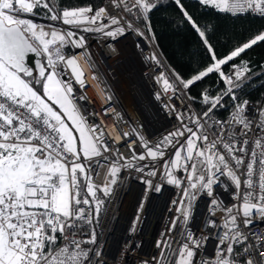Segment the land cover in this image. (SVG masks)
I'll use <instances>...</instances> for the list:
<instances>
[{
  "label": "snow or ice",
  "instance_id": "1",
  "mask_svg": "<svg viewBox=\"0 0 264 264\" xmlns=\"http://www.w3.org/2000/svg\"><path fill=\"white\" fill-rule=\"evenodd\" d=\"M175 3L202 38L212 59L210 66L187 81L177 79L184 89H188L195 82L217 73L228 86L211 99L207 93L204 94V103L210 105L203 113L207 117L217 107L224 106L222 102L225 96L237 100L234 93L241 86L237 81H241L248 71L247 65L245 63L243 70L236 71L234 77L225 73L222 67L258 42H264V32L255 35L226 57L217 58L205 32L184 9L181 0H175ZM200 3L233 14L251 10L264 16V0H200ZM120 5L128 13L136 9L144 20H148L149 13L157 6L154 0H134L131 6L126 0H112L113 7ZM37 8L45 10V15L51 21H62L64 25L82 31L103 32L113 38L125 32L124 27L106 30L110 25H119L120 20L116 16H109L105 7H98L95 11L91 6L58 11L53 0H0V264H90L91 250L82 245L94 244L95 232L87 241L77 240L75 236L81 226L79 222H92L82 206L90 204L87 196L96 199V214L100 212L103 201L96 197L91 177L79 160L81 153L83 158L91 159L109 149L104 142L103 130L97 125H88L70 99L72 80H63L62 72L58 70L62 64L66 65L71 69L76 83H85L77 59L65 57L62 53L67 44L84 48V37L73 39L75 32H61L53 27L46 31L45 26L31 19L20 18L21 14H36ZM102 17L109 19L110 25L101 23L91 27ZM29 54L47 58V66L36 61L38 75L34 76L32 67L28 66L26 58ZM84 55L87 60V54ZM164 85L165 91L175 90L168 80H164ZM247 106L248 101L236 103L229 121H215L214 139H209L207 130H200L204 126L196 120L197 129L182 124V129L169 133L161 141L175 148V158L167 162L165 168L170 164L186 173L188 186L184 188L183 196L189 201V208L190 201L196 198L197 193L206 192L213 197L214 185L219 183L221 177L231 182L235 189L232 198L239 201L224 209L228 215L222 227L226 231L215 248L214 259L200 260L197 250L203 246L202 240L188 234V242L177 250L178 259L173 264H193L194 260L198 264H241L238 257L242 253L235 250L233 243L239 244L247 236L240 230L238 219L243 217L244 227L257 220L264 221V137L255 138L249 150L248 132L252 129V120L246 115ZM259 116V127L264 131V111ZM64 117L71 121L78 136L73 135ZM234 125L241 126L242 139L232 131ZM123 135L126 137L128 133ZM179 137H184L185 141L177 139ZM140 139L147 149V156L156 158L164 155L160 151V144L153 148L143 137ZM177 144L179 147H176ZM133 158L143 161L146 157L136 156L133 152ZM182 159L184 164L180 163ZM231 162H234V166ZM138 170L143 171L142 168ZM118 171L116 166L111 167V175L115 176ZM78 173L84 177L83 185ZM148 175L156 173L152 171ZM166 175L170 177L168 183H182L171 172H166ZM241 176H246V179L242 181ZM254 176H258V182ZM115 183L113 179L111 184ZM84 188L87 191L82 198ZM111 190L109 185L103 188L105 195L110 194ZM179 203L183 204L184 201ZM211 205L213 208L222 207L223 202L213 198ZM182 211L187 222L189 211ZM176 226L177 222L173 221L172 228ZM58 240L64 243L58 245ZM165 244L158 242L157 247ZM243 252H248V249L244 248ZM256 255L261 258L259 264H264V251H258ZM243 264H257V261L249 256L243 260Z\"/></svg>",
  "mask_w": 264,
  "mask_h": 264
},
{
  "label": "built area",
  "instance_id": "2",
  "mask_svg": "<svg viewBox=\"0 0 264 264\" xmlns=\"http://www.w3.org/2000/svg\"><path fill=\"white\" fill-rule=\"evenodd\" d=\"M181 1L200 3V0ZM126 3L131 6L134 0H126ZM102 7L107 8L109 16H116L120 24L110 25V20L102 17L91 27L94 28L101 23L110 25L106 30L124 27L125 32L122 35L113 38L104 35L103 32L82 31L64 25L62 21H51L47 16L20 15V18L31 19L34 23L45 26L46 31L49 27L61 32L71 30L76 33L73 39H78L80 36L85 39L84 48L67 44L62 49L65 57L77 59L84 73L85 83L83 85L76 83L66 65L62 64L58 70L62 72L61 78L68 75L65 81L72 80L73 93L70 99L76 104L88 125H97L103 130L104 142L109 151H102L101 156L91 159H85L81 155L79 160L91 177L95 190H98L105 199V206L95 224V207L90 204L82 205L92 222L90 224L86 220L79 222L81 226L76 232L75 239L87 241L95 232V243L82 245L85 249L91 250L90 264H173V261L178 259L177 250L183 243L188 242L187 235L191 234L193 238L202 240L203 243V246L197 250L198 258L211 261L214 259L219 239L226 231L222 227L228 215L224 209L239 203L233 200L231 195L235 189L227 178L221 177L219 183L214 185L213 197H209L206 192L197 193L196 198L190 201L189 208V201L183 196V190L188 186L186 173L170 164L165 168V164L175 158V148L161 141L169 133L182 129V124L197 129L199 126L195 124L196 120L204 126L200 130H207L209 139H214L212 135L216 131L214 122L217 120L227 122L231 119V114L226 119H220L211 113L207 117L202 115L189 95V88H183L180 80L177 79L178 76L166 64L148 30L131 13L126 12L123 5L113 7L112 0H105ZM207 7L231 17L249 16L264 19V16L251 10L233 14L210 5ZM129 24H131L130 28ZM33 43L35 44V41ZM123 54L127 55L124 66L130 61H133V64H128L125 70L111 69L108 60L119 58ZM45 59L47 62L46 57ZM245 63L248 71L244 73L241 81H237L241 83L252 70L248 62L228 63L225 69L222 67V70L234 77L236 71L243 70ZM132 68H137L136 75ZM215 74L220 78L217 73ZM164 80H168L175 90L165 91ZM138 95L143 97V101L138 100ZM129 97L133 99L131 107L127 103ZM261 111L264 110L260 104L248 102L246 115L252 120V129L248 132L249 150L253 147L252 141L255 138L264 137V131L259 127ZM180 117L183 119L181 120ZM240 127L234 125L232 131L242 139ZM225 131H228L226 123ZM124 133L128 135L125 137ZM141 137L150 147L155 148L160 144V151L164 155L156 158L147 156V149L143 146ZM177 139L185 141L184 137ZM176 147H179V144ZM133 152L136 156L145 155V160L134 159ZM180 163L185 162L182 159ZM231 163L234 166V162ZM113 165L119 168L115 176L111 175ZM140 168L143 171L138 170ZM152 171H155L156 175H148ZM243 171L242 168L241 172ZM166 172H171L182 183L180 185L168 183L170 177ZM82 179L84 180L83 175ZM113 179L116 181L114 185L111 184ZM244 179L246 176H241V180ZM254 180L258 182V176H254ZM105 185H109L112 189L108 195L103 191ZM134 190L137 192L132 197L130 211L123 219L121 218L123 208ZM88 197L93 198L90 195ZM213 198L222 201L223 206L213 208L211 205ZM160 200H163L162 210L158 214L156 227L146 246L143 234L149 218L150 206ZM182 200L184 203H179ZM182 209L189 211L187 222L183 218ZM173 221L177 222L175 229L172 228ZM238 223L240 230L247 236V239L241 243H233L235 250L242 253L238 259L243 264V260L251 256L259 264L261 258L256 253L264 251V221L257 220L244 227L241 216ZM117 225H121V230L119 240L115 241L113 234ZM59 235L57 233L58 237ZM158 242H166V244L158 248ZM62 243L64 241H57L58 245ZM244 248H247L248 252H243ZM97 252L99 255H96ZM162 252L163 256H161ZM193 264H198V261L194 260Z\"/></svg>",
  "mask_w": 264,
  "mask_h": 264
},
{
  "label": "trees",
  "instance_id": "3",
  "mask_svg": "<svg viewBox=\"0 0 264 264\" xmlns=\"http://www.w3.org/2000/svg\"><path fill=\"white\" fill-rule=\"evenodd\" d=\"M104 2L105 0H55L58 11L85 6H91L95 11L98 7H102ZM154 2L157 6L149 13L148 20H144L136 9H133L131 15L148 30L169 68L179 78L187 81L211 65V56L202 38L183 16L181 8L174 0H154ZM181 3L200 29L205 32L217 58L226 57L237 47L249 42L255 35L264 32V19L249 16L231 17L198 2L181 1ZM35 13L38 17L46 16L45 10L41 8H37ZM239 61L248 62L252 70L242 79L241 86L235 90L237 100L233 101L230 96H225L222 102L224 106L217 107L211 113L220 119L228 118L234 110V105L243 101L260 104L264 110V42H258L228 63ZM42 62L47 66L45 57H42ZM226 67L227 64L223 69ZM226 87L228 86L212 73L190 86L189 95L197 110L203 115L210 106L204 103V94L207 93L211 99ZM78 176L83 185L84 180L79 173ZM86 191V188L81 191L82 198ZM96 197L103 203L100 212L95 213V224L105 206V199L98 190ZM87 198L90 205L96 207V199L88 196Z\"/></svg>",
  "mask_w": 264,
  "mask_h": 264
},
{
  "label": "bare ground",
  "instance_id": "4",
  "mask_svg": "<svg viewBox=\"0 0 264 264\" xmlns=\"http://www.w3.org/2000/svg\"><path fill=\"white\" fill-rule=\"evenodd\" d=\"M127 51L129 53L128 48H127ZM126 57H127V55L123 54L119 58H110L108 60L109 67L115 71H117L118 69H121V68H124L123 70H125L127 68L128 64H133L132 63L133 61H130L127 64H125V66H124L123 63L126 62ZM132 69L134 71L133 73L136 75L137 68H132ZM135 78H136V76H135ZM136 82H137V78H136ZM98 93L100 95V92H98ZM137 98L139 101H143V97H141L140 95H138ZM127 103L129 105V107H131V105L133 104V99L131 97H129L127 100ZM130 110H131V108H130ZM135 192H137V191L136 190L133 191V193L131 194V196L127 200V203L125 204V207L123 208L122 217H121L123 219H125L128 216V213H129L130 207H131L132 197H133ZM162 205H163V200H160V201L152 203V205L150 206L149 218H148L147 223L145 224L144 234H143L146 246L148 245L149 238L151 237V235H152V233L156 227V220L158 218V214L161 213ZM120 230H121V225H117L115 228L114 234H113V236H114L113 238L115 241L119 240V238H120ZM145 249H148V248L145 247Z\"/></svg>",
  "mask_w": 264,
  "mask_h": 264
},
{
  "label": "water",
  "instance_id": "5",
  "mask_svg": "<svg viewBox=\"0 0 264 264\" xmlns=\"http://www.w3.org/2000/svg\"><path fill=\"white\" fill-rule=\"evenodd\" d=\"M26 59L28 61V66L32 67L34 75H38V69L36 66V61L39 60L42 62V56H36V54H29V56ZM62 79L67 80L68 75L63 76Z\"/></svg>",
  "mask_w": 264,
  "mask_h": 264
},
{
  "label": "rangeland",
  "instance_id": "6",
  "mask_svg": "<svg viewBox=\"0 0 264 264\" xmlns=\"http://www.w3.org/2000/svg\"><path fill=\"white\" fill-rule=\"evenodd\" d=\"M69 70H70V72H71V69L70 68H68ZM67 118V117H66ZM68 121V123H69V125H70V127H71V129H72V131H74L75 132V134H76V136H78V133L75 131V128H74V126L72 125V123H71V121H69V120H67ZM81 177H82V175H81Z\"/></svg>",
  "mask_w": 264,
  "mask_h": 264
},
{
  "label": "crops",
  "instance_id": "7",
  "mask_svg": "<svg viewBox=\"0 0 264 264\" xmlns=\"http://www.w3.org/2000/svg\"><path fill=\"white\" fill-rule=\"evenodd\" d=\"M90 15V14H89ZM64 119H65V121H66V123H68V121H67V118L66 117H64ZM69 124V123H68ZM69 127H70V125H69ZM71 128V127H70ZM73 135L74 136H76V134H75V132L73 131ZM79 147H80V145H79V141L77 140V149L79 150ZM81 155H82V153H81ZM83 156V155H82Z\"/></svg>",
  "mask_w": 264,
  "mask_h": 264
}]
</instances>
